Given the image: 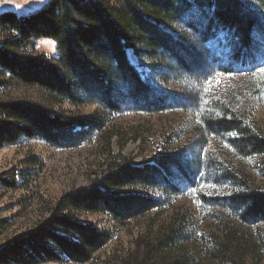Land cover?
<instances>
[{"label": "trees", "instance_id": "1", "mask_svg": "<svg viewBox=\"0 0 264 264\" xmlns=\"http://www.w3.org/2000/svg\"><path fill=\"white\" fill-rule=\"evenodd\" d=\"M0 32L5 35L0 42V149L30 139L55 149L78 148L101 137L113 114L185 109L184 94L167 93L152 80L161 85L197 83L217 69L232 73L234 66L264 62V0H49L26 15L1 13ZM221 34L226 63L208 47ZM41 39L56 42L52 60L46 55H15L34 50ZM129 51L150 79H143ZM20 87L37 90L42 95L39 102L14 98L12 91ZM87 105L106 114L85 117L63 109ZM220 112L217 118L204 117L207 133L217 140L234 134L229 143L240 157L263 156L260 130ZM112 157L105 174L59 199L35 232L2 246L0 264L88 262L113 236L78 215H108L123 227L164 204L148 191L179 193L168 176L178 167L177 160L162 157L135 167L125 158L118 162ZM26 173L18 174L21 180L0 178V189L29 188ZM242 185L243 194L230 198V208L244 225L263 222L264 193ZM181 241L175 229L137 240L135 252L122 264H202ZM217 245L212 260L240 264V251L232 241Z\"/></svg>", "mask_w": 264, "mask_h": 264}, {"label": "rangeland", "instance_id": "2", "mask_svg": "<svg viewBox=\"0 0 264 264\" xmlns=\"http://www.w3.org/2000/svg\"><path fill=\"white\" fill-rule=\"evenodd\" d=\"M48 1L0 0V14L26 15L38 11ZM4 38L0 32V42ZM225 44L222 34L208 44L224 63L228 61ZM15 55L25 59L46 55L52 60L57 56L56 42L41 39L34 50L18 51ZM128 55L143 79H150L148 70L139 66L131 51ZM257 65L234 66L232 73L215 69L212 77L205 78L206 74L197 83L181 80L161 85L152 80L167 93L184 94L185 109L113 114L101 137L78 148L55 149L42 140L30 139L0 149V178L15 176L21 180L18 174L26 172L30 176V189H0V248L35 232L64 195L91 186L107 172L112 156L118 162L125 158L135 167L169 157L178 161V167L168 172L178 194L148 191L150 196L162 198L164 204L123 227L108 215L81 213L77 216L81 221L110 231L112 240L88 262L42 264H122L135 252L137 240L155 238L169 229L177 230L182 248L193 253L199 263L234 264L212 260V254L218 251L217 244L227 240L233 242L236 252L239 249L240 264H264V221L244 225L230 208V198L243 194V183L264 193V155L238 156L229 143L234 134H223L217 140L207 133L204 121L206 116L220 117L223 111L229 119L256 127L264 136V74L258 72L264 62L260 60ZM12 93L14 98L33 103L42 97L33 88L20 87ZM63 109L85 117L106 114L94 105ZM31 160L34 163H28Z\"/></svg>", "mask_w": 264, "mask_h": 264}, {"label": "snow or ice", "instance_id": "3", "mask_svg": "<svg viewBox=\"0 0 264 264\" xmlns=\"http://www.w3.org/2000/svg\"><path fill=\"white\" fill-rule=\"evenodd\" d=\"M258 72L261 74H264V67H259ZM221 75H223V74H221Z\"/></svg>", "mask_w": 264, "mask_h": 264}, {"label": "bare ground", "instance_id": "4", "mask_svg": "<svg viewBox=\"0 0 264 264\" xmlns=\"http://www.w3.org/2000/svg\"><path fill=\"white\" fill-rule=\"evenodd\" d=\"M131 54V53H130Z\"/></svg>", "mask_w": 264, "mask_h": 264}]
</instances>
